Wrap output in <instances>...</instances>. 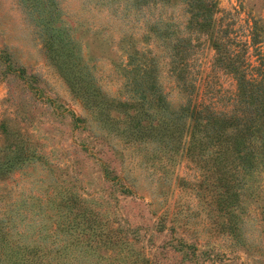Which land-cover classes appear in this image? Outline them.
Wrapping results in <instances>:
<instances>
[{
  "label": "rangeland",
  "instance_id": "374dc122",
  "mask_svg": "<svg viewBox=\"0 0 264 264\" xmlns=\"http://www.w3.org/2000/svg\"><path fill=\"white\" fill-rule=\"evenodd\" d=\"M50 27L89 87L74 90L51 59ZM215 43L253 77L264 0H0V158L24 161L0 179L12 232L46 248L70 242L80 209L116 242H93L98 264H264V175L247 176L228 222L211 186L213 150L188 149L190 111L205 101L222 109L234 91L213 71ZM178 52L188 57L185 90ZM150 62L155 87L138 86Z\"/></svg>",
  "mask_w": 264,
  "mask_h": 264
},
{
  "label": "trees",
  "instance_id": "16d2710c",
  "mask_svg": "<svg viewBox=\"0 0 264 264\" xmlns=\"http://www.w3.org/2000/svg\"><path fill=\"white\" fill-rule=\"evenodd\" d=\"M52 11L55 9L52 8ZM58 15L51 14L49 17L52 21L46 23H57ZM50 30L51 33L45 43L46 49L51 59L59 63V70L66 77L67 83L75 87L74 90L80 81L77 90L89 87L91 82L87 76L82 79L79 72L80 75L75 78L71 74L73 67L66 65V59L73 54V51L68 48L69 42L61 36L59 29L50 27ZM213 46L216 52L213 71L222 70L228 74L234 80V91L229 95L222 109H217L213 101H205V103H199L194 112L189 113L188 109H182V111L189 113L192 123L188 149L200 148L204 151L205 148H211L213 150L210 178L214 179V182L211 186L214 191L219 189L215 193V199H220L217 206L219 211L226 212L229 222L230 218L235 216L234 212L239 206V199L247 193V189L244 188L247 176H250L251 171L255 172L256 178L264 175V62H260V68L253 67L255 73L253 77H249L243 69V66L245 67L243 57L233 51L229 52L226 43H215ZM183 48L186 47L179 44L178 51H182ZM177 55V59L173 61V71L176 77L183 81L182 90H185L188 77L186 58L188 57L180 52ZM156 70L155 64L148 63L138 86L151 84L155 87V81L150 83L145 80L150 78L146 71H149L151 75ZM78 78L79 81H77ZM18 153L11 159L0 158V179H4L5 174L9 173L10 168L16 163L24 162L21 154ZM86 215L84 210L79 209V212L74 214V220L77 219V221H74L72 229L75 232L68 233L71 241L64 242L62 239L60 243L53 241L51 248L39 244L37 240L39 237L27 243L25 235L12 232L10 217L6 220L0 218V264H98L93 262L96 249L100 245L114 249L116 242L109 240L106 235L103 236L102 231H95L92 228V224L97 226L95 219ZM81 225H86L89 232L84 229L76 231ZM56 236L51 234L48 238ZM96 240L100 245H93V242L97 243Z\"/></svg>",
  "mask_w": 264,
  "mask_h": 264
}]
</instances>
